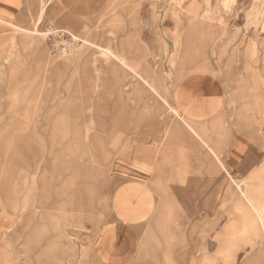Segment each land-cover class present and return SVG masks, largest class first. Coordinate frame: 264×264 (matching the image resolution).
Segmentation results:
<instances>
[{"label":"rangeland","instance_id":"obj_1","mask_svg":"<svg viewBox=\"0 0 264 264\" xmlns=\"http://www.w3.org/2000/svg\"><path fill=\"white\" fill-rule=\"evenodd\" d=\"M195 105L206 120L183 114ZM175 127L208 133L209 202L176 230L163 189L124 264H264V159L239 181L225 170L238 134L264 153V0H39L0 21V208L15 221L0 264H109L115 191Z\"/></svg>","mask_w":264,"mask_h":264},{"label":"crops","instance_id":"obj_2","mask_svg":"<svg viewBox=\"0 0 264 264\" xmlns=\"http://www.w3.org/2000/svg\"><path fill=\"white\" fill-rule=\"evenodd\" d=\"M38 1L0 0V21L27 22L38 10ZM106 56L115 62L119 61L122 66L127 65L125 58L117 54L111 53ZM130 67L134 70L132 66ZM138 86L140 88H137ZM194 88V95L199 96L200 89L195 86ZM144 90L141 84H137L132 89L137 95V100L141 101ZM151 98L155 99L153 95ZM201 108V105H195L193 111L183 114L191 121H204L206 118L203 117ZM199 134L202 138L198 137ZM206 134L208 135L203 128L200 133L195 134L192 128L175 127L172 129L169 150L160 149V154H156L155 159L152 160L150 152L153 150L147 148L146 151L149 154L144 155L143 159L142 156L139 157L141 158L137 162L139 168L134 170L135 166H131L133 171L131 177L115 191L114 215L104 229L105 237L101 238L97 244L98 252L106 263L128 262L127 258L132 251V240L138 239L140 230L152 222L151 215L155 201L159 199L157 194L163 192V189L170 200L173 229L178 230L181 226L180 229L183 230L185 226V230L189 231V226L193 224V215H204L206 210L204 207L210 199V148L205 142ZM103 147L106 151L105 144ZM157 151L158 149L154 150V152ZM263 159L264 153L260 142L251 135L238 134L234 138L233 146L225 162V170L234 181H239L254 171ZM150 168H152L151 171ZM141 198L146 201L145 206L144 201L140 202ZM195 201H201L199 207L201 212L195 213ZM252 204L257 209L262 208L259 203L252 201ZM144 208L147 214L143 213ZM2 210L0 208V253L3 250V242L8 238L12 240L15 228L12 215ZM257 212L260 215L263 214V211Z\"/></svg>","mask_w":264,"mask_h":264}]
</instances>
